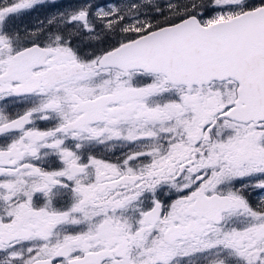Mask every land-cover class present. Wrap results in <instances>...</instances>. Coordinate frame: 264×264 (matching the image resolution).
Listing matches in <instances>:
<instances>
[{"label": "snow or ice", "instance_id": "1", "mask_svg": "<svg viewBox=\"0 0 264 264\" xmlns=\"http://www.w3.org/2000/svg\"><path fill=\"white\" fill-rule=\"evenodd\" d=\"M0 264H264V0H0Z\"/></svg>", "mask_w": 264, "mask_h": 264}, {"label": "flooded vegetation", "instance_id": "2", "mask_svg": "<svg viewBox=\"0 0 264 264\" xmlns=\"http://www.w3.org/2000/svg\"><path fill=\"white\" fill-rule=\"evenodd\" d=\"M35 21H36V16L33 15V16H30V17H25L23 22H24L25 25L30 26V25L34 24Z\"/></svg>", "mask_w": 264, "mask_h": 264}]
</instances>
